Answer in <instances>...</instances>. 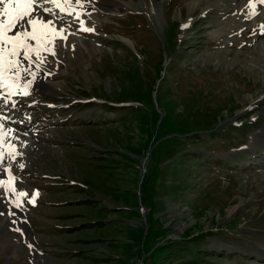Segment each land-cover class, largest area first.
<instances>
[{"label":"rangeland","instance_id":"374dc122","mask_svg":"<svg viewBox=\"0 0 264 264\" xmlns=\"http://www.w3.org/2000/svg\"><path fill=\"white\" fill-rule=\"evenodd\" d=\"M221 2L75 4L95 51L45 53L21 96L40 125L0 154L35 203L0 183V264H264V58L253 2Z\"/></svg>","mask_w":264,"mask_h":264},{"label":"snow or ice","instance_id":"6c2138e0","mask_svg":"<svg viewBox=\"0 0 264 264\" xmlns=\"http://www.w3.org/2000/svg\"><path fill=\"white\" fill-rule=\"evenodd\" d=\"M261 5L260 13L264 14V0H258ZM51 4L52 7L46 5ZM69 7H75L68 0ZM76 4H79V0H76ZM0 80H3L8 74L14 76L17 80L21 78V72H24L33 77L32 81H27L24 85L28 88L35 81V74L31 72V66L45 62L46 57H43L41 53H48L52 56H56L57 48H62L63 44H56L55 41L59 37L60 40H67V36L63 35L66 31L65 28H58L57 21L61 24H67L71 27V22L66 21V16H72L73 13L68 11L65 6L58 2V0H0ZM82 7V5H80ZM253 11L251 16H256L257 3H251ZM56 9H59L57 12ZM63 13L64 15H61ZM249 17V18H250ZM74 20H79V14H76ZM81 24V30L92 31L93 29L84 27V22L79 21ZM264 28V24L261 25ZM12 33V35H9ZM35 42L33 44L32 42ZM35 54V60H33L32 54ZM23 61L28 62V66L25 67ZM0 87L7 88L5 83H0ZM14 93L9 92V95ZM27 91L23 92V95H28ZM19 154V153H17ZM2 157V154H0ZM15 157L13 156V159ZM2 163V159H0ZM20 169L24 168V164H19ZM11 176V169L8 170ZM14 180L15 177H12ZM3 183V182H0ZM7 186V185H6ZM16 195V201H14L15 207H21L19 203L20 197L26 195L25 192H16L15 187L10 189ZM38 195V193H37ZM29 203H35V199H30ZM4 215L0 212V216ZM15 215V213H12ZM19 231V229H18ZM31 247V245H29Z\"/></svg>","mask_w":264,"mask_h":264},{"label":"bare ground","instance_id":"6f19581e","mask_svg":"<svg viewBox=\"0 0 264 264\" xmlns=\"http://www.w3.org/2000/svg\"><path fill=\"white\" fill-rule=\"evenodd\" d=\"M74 1H76V0H72L71 2H74ZM89 1H91V0H89ZM102 1H103V6H100L99 8L97 6L96 10L97 9L98 10L99 9H103V11H104L103 14H106V15L110 14L108 12V10H107V5L108 4L105 5L106 0H102ZM205 1H206L205 4H207V5L213 4L214 7H216L215 5H221V3H222L221 0H192V3L196 4L199 8H201V7H203V4H204ZM251 1L253 3H257V8L255 9V11L257 12V15L256 16H251V20L252 21L250 23H248L246 20H243V19L238 21L237 19H239V18L237 17L235 19L236 23H237L236 26L239 29L243 27V28H245V30H246V27H248V26H252V25H254V27L258 26V28L255 29L256 32H255V35H254V39L252 40V43H253V45L255 47V50L258 51V53L256 55L257 56L260 55L262 58H264V28L261 27V25L264 24V14L260 13L261 5L258 3V0H251ZM58 2L61 3L65 7L67 5H69L68 4V0H58ZM245 3H246V0H234V5L237 7L236 10L238 12H241V13H242L241 10L243 9L242 7H244V5H246ZM72 4L75 5L76 3H72ZM46 6L47 7H52L51 4H48ZM0 7H2V6H0ZM68 8H69V6H68ZM79 8L80 7H77L75 5V7H73V9L71 10L73 15L72 16H66L65 17L66 21L71 22V24H72V22L77 21V20H74V17L76 16V14H79V18L80 19L82 17H84ZM56 11L58 12L59 9H56ZM61 15H64V14L61 13ZM87 15H89V14H87ZM100 17H98L97 13H92V15L88 17V20L86 22L83 20V22H85V26L84 27H88V28L93 29L92 31H86V32L93 33L94 28L98 24V20H99L98 18H100ZM0 18H2V17H0ZM227 25H229V23H227L226 26ZM220 26L221 27L220 28L218 27L219 29L216 30V32L218 34L219 33H224V30H225L224 28L226 27L225 25L224 26L220 25ZM57 27L66 29V31L63 33V35L67 36V40H63L62 41L58 37L56 39V41H55L56 44H61L62 43L63 44L62 48H65V45L72 46L73 48H76V46H77L76 43H78V44H81L88 51L91 50L90 51L91 53H92V51H95L94 47H90L89 48L83 42V40H84V39L82 40L83 37H79V36H75L74 35V34H76V31L72 30V29H74L73 26L71 27V30H70V29H68L67 24H61L59 21H57ZM9 35H12V33H9ZM121 39L123 40V42H125L127 44H131V42L128 41L126 38H121ZM34 44H35V42H34ZM41 55L43 57H46L45 53H41ZM32 56H33V58H35V54L34 53L32 54ZM23 64H24L25 67L28 66V62L27 61H23ZM47 64H49L47 57L45 59V62L42 63L39 67L35 66V64H32L31 72L35 74V81H33L31 87H37V85L39 86L40 83L44 84V82H42V81L39 82L38 78L40 77V75L42 73L41 68H44V65H47ZM20 75H21V78L18 79V80L13 76L15 78V86H16L17 93L26 91L27 88L24 87V85H25L24 81H32V79H33V77L31 75H28V74H26L24 72H21ZM2 96L3 95L1 94V90H0V97H1L0 98V153H2L3 151L8 153L7 152L8 150H13L14 148H17L19 150H22V151L26 152L29 149L31 143H33L32 139H31V135H30V133H26L25 134V133H21L20 131L17 132V130L21 129L24 132H26L27 130H32L33 132L37 133V127L38 126L37 125L36 126H31L32 124H35V123L32 122L31 119L25 118V116L22 115L23 111L21 109L24 106L22 105V101L21 100L19 102H17L15 97L8 98V99H3ZM17 97H19V96H17ZM3 124H6L8 126V128H6ZM11 125H13L12 129L9 128V126H11ZM11 143H14V144H11ZM8 154H11V153H8ZM23 158H25V161H23V164H24V163L27 162L28 158L26 157V155H24ZM0 159H4L5 160V162H4V160H2V163H0L1 168H3L2 172H6L8 174V177L6 176L7 178H6L5 182L2 183V186H1L2 190L6 191L7 188L9 187V185L12 186V187H15V189H17L18 187L16 185V182H15V180L12 179V177H15L16 174L12 173V170H11V176L9 175V171L8 170L11 169V167L8 165V163H7L8 160L5 159V156L4 157H0ZM0 174H1V172H0ZM1 178H3V175H1L0 180H1ZM26 188L30 189V187L26 186V187H23L22 190L25 192ZM3 191H1V189H0V194ZM7 195H9V194H7ZM3 207H6V206H3ZM234 208L236 209V207H234ZM234 208H232L230 210V212L234 211L235 210ZM22 218H24V217H21V220H22ZM22 222H24V221H22Z\"/></svg>","mask_w":264,"mask_h":264}]
</instances>
